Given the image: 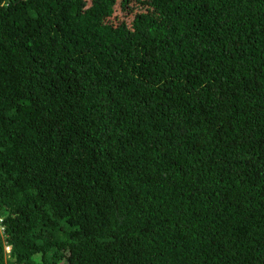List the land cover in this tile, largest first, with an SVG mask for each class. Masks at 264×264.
I'll use <instances>...</instances> for the list:
<instances>
[{
	"label": "trees",
	"instance_id": "1",
	"mask_svg": "<svg viewBox=\"0 0 264 264\" xmlns=\"http://www.w3.org/2000/svg\"><path fill=\"white\" fill-rule=\"evenodd\" d=\"M116 2L0 0V264H264V0Z\"/></svg>",
	"mask_w": 264,
	"mask_h": 264
},
{
	"label": "rangeland",
	"instance_id": "2",
	"mask_svg": "<svg viewBox=\"0 0 264 264\" xmlns=\"http://www.w3.org/2000/svg\"><path fill=\"white\" fill-rule=\"evenodd\" d=\"M91 3V0H88ZM161 5L163 6V8H165L166 11H168V9H170L174 4L177 3L178 0H159ZM118 0L116 2V6L114 5V7L112 8L111 12H109L110 9H107L105 7H102L100 9L97 10V16L98 18H103L105 19V23L111 24L113 26H117L119 27V25L123 22L130 24L134 17H135V11L131 14L128 15V12H121L119 9V5H118ZM89 35H98V36H104L103 32L101 29L99 28H94V29H90L88 31ZM92 41H101V38H92ZM90 44V42H89Z\"/></svg>",
	"mask_w": 264,
	"mask_h": 264
},
{
	"label": "built area",
	"instance_id": "3",
	"mask_svg": "<svg viewBox=\"0 0 264 264\" xmlns=\"http://www.w3.org/2000/svg\"><path fill=\"white\" fill-rule=\"evenodd\" d=\"M3 222V219L0 217V234L4 235V228L1 227V223Z\"/></svg>",
	"mask_w": 264,
	"mask_h": 264
},
{
	"label": "clouds",
	"instance_id": "4",
	"mask_svg": "<svg viewBox=\"0 0 264 264\" xmlns=\"http://www.w3.org/2000/svg\"><path fill=\"white\" fill-rule=\"evenodd\" d=\"M0 217H1V216H0ZM1 218H2V217H1ZM2 219H3V218H2ZM2 224H3V222L1 223V227H3V225H2Z\"/></svg>",
	"mask_w": 264,
	"mask_h": 264
}]
</instances>
